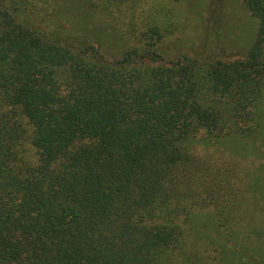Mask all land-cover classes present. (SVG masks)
<instances>
[{"label": "trees", "instance_id": "16d2710c", "mask_svg": "<svg viewBox=\"0 0 264 264\" xmlns=\"http://www.w3.org/2000/svg\"><path fill=\"white\" fill-rule=\"evenodd\" d=\"M187 1L0 0V264H264V0Z\"/></svg>", "mask_w": 264, "mask_h": 264}, {"label": "rangeland", "instance_id": "374dc122", "mask_svg": "<svg viewBox=\"0 0 264 264\" xmlns=\"http://www.w3.org/2000/svg\"><path fill=\"white\" fill-rule=\"evenodd\" d=\"M172 1L175 2L162 0V3L171 4ZM195 4L198 7L197 13H200L197 18L201 28L195 31L194 38L190 37L194 34L190 31L194 30H188L183 35L185 40L179 38L177 42H169L172 56L180 52L192 53L197 48L204 53L208 48L220 51L224 48L226 52H231L230 55L237 56L241 41L248 38L253 29L252 18L240 7L238 0H188L179 9L188 11Z\"/></svg>", "mask_w": 264, "mask_h": 264}]
</instances>
